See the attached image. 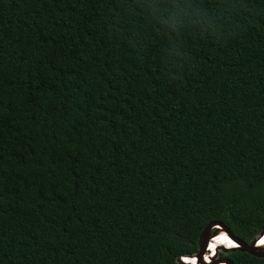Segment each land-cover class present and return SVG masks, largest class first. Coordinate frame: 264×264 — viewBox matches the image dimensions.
Wrapping results in <instances>:
<instances>
[{"label":"trees","instance_id":"trees-1","mask_svg":"<svg viewBox=\"0 0 264 264\" xmlns=\"http://www.w3.org/2000/svg\"><path fill=\"white\" fill-rule=\"evenodd\" d=\"M210 221L264 229V0H0V264H179Z\"/></svg>","mask_w":264,"mask_h":264},{"label":"water","instance_id":"water-1","mask_svg":"<svg viewBox=\"0 0 264 264\" xmlns=\"http://www.w3.org/2000/svg\"><path fill=\"white\" fill-rule=\"evenodd\" d=\"M220 232H226L230 239L237 243V246L231 248H228L224 245L219 246V249H221L224 253H228L230 251H241L256 257H264V246L257 245L258 239L264 234V229H262L250 242H245L233 235L224 224L218 221H210L204 226L198 237L197 251L195 256L198 258V260H200L199 262L202 261V257L205 251L208 249L207 247L211 237ZM221 259H223L226 264H233V260L228 256H224ZM177 262L182 264L180 258H177Z\"/></svg>","mask_w":264,"mask_h":264},{"label":"built area","instance_id":"built-area-1","mask_svg":"<svg viewBox=\"0 0 264 264\" xmlns=\"http://www.w3.org/2000/svg\"><path fill=\"white\" fill-rule=\"evenodd\" d=\"M224 236H227L228 240H231L226 232H220L216 235H213L210 241L215 242V240L220 239L221 237ZM224 256H226V253H224L221 249H219V246H216L215 251L212 249L209 250L207 249L205 251L201 262H199L200 260H198V258L195 256V253L186 256H180V258L184 264H226V262L223 259H221Z\"/></svg>","mask_w":264,"mask_h":264},{"label":"bare ground","instance_id":"bare-ground-1","mask_svg":"<svg viewBox=\"0 0 264 264\" xmlns=\"http://www.w3.org/2000/svg\"><path fill=\"white\" fill-rule=\"evenodd\" d=\"M261 240H264V234L257 241V245L264 246V244L260 243ZM229 241L232 242V246H229V244L227 242H221L220 239H217V240H215V242L214 241H210L207 248L209 249V246H210L211 242H214V243H216V244H218L220 246L224 245V246H226L228 248L237 246V243L234 240H229Z\"/></svg>","mask_w":264,"mask_h":264},{"label":"snow or ice","instance_id":"snow-or-ice-1","mask_svg":"<svg viewBox=\"0 0 264 264\" xmlns=\"http://www.w3.org/2000/svg\"><path fill=\"white\" fill-rule=\"evenodd\" d=\"M220 241L221 242H227L229 244V246H232V242L228 240V237L227 236L221 237L220 238ZM260 243L261 244H264V240H261Z\"/></svg>","mask_w":264,"mask_h":264}]
</instances>
